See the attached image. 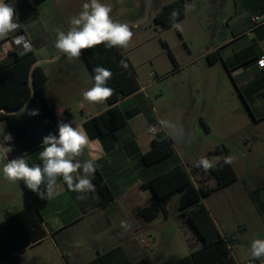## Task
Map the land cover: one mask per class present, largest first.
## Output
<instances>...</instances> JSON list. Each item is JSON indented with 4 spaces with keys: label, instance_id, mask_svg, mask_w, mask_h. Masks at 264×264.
I'll use <instances>...</instances> for the list:
<instances>
[{
    "label": "crops",
    "instance_id": "crops-1",
    "mask_svg": "<svg viewBox=\"0 0 264 264\" xmlns=\"http://www.w3.org/2000/svg\"><path fill=\"white\" fill-rule=\"evenodd\" d=\"M23 1L25 6L14 0L17 19L30 41L31 52L37 58L35 65L40 66L46 74V99L56 108L59 116H62L63 110H68L72 126L86 132L89 143L78 159L81 163L94 161L95 170L89 177L94 185L91 191H72L61 179L56 194L50 199H40L22 181L18 187L0 193V199L10 208L3 220L10 214L32 206L40 214L47 232L42 241L20 253V263L172 264L201 249L203 240L193 230L189 219L191 211L186 214L178 211L172 215L167 208V214L162 211L154 214L151 206L153 192L142 187L148 180L177 164L187 169L195 185H198L201 171H204L203 167L197 171L195 166L192 174L177 149L175 153L178 157L173 166L165 163L171 156L152 164L144 160V155L153 147V140L166 137L173 142L175 139L169 128L164 126L159 109L149 96V90L162 76H152L151 81L143 83L135 73L140 90L115 104L126 117V124L100 136L94 119L112 105L107 100L102 104H90L83 99V92L94 83L83 56L69 60L55 48L56 40L41 24L38 6L46 0ZM255 3L259 6L257 10H244L236 17L233 15L228 19L223 33L218 35L214 32L208 46H197L192 57L178 64L175 70L179 72L192 68L189 85L205 99L203 112L201 108L196 114L193 112V119L197 121L200 115L207 132L216 127L226 128L236 122L241 128H255L257 131L254 136L259 141L264 135V69L257 65V59L264 54V0H254ZM250 12L252 16L248 15ZM254 17H260L262 21L254 22ZM41 47L49 51L47 55L37 57L36 51H41ZM11 50L23 53L13 39L0 38V60ZM162 95V92L155 94L157 101ZM23 112L24 109L18 115ZM154 124L155 133L150 131ZM256 146L257 142L252 144L249 153L255 151ZM41 150L42 145L25 151L17 141L12 151L13 157L9 154L5 157L3 153L2 156L6 162L24 156L32 166L41 163ZM228 157H231V152L227 149L224 154L216 155L214 164ZM249 159V154L242 150V162L238 161L237 166L233 160L230 163L236 172V181L213 193L233 187L239 181L240 171L247 174L250 170H257V165ZM79 171L83 173L82 169ZM99 173L113 195L104 205L99 204V194L93 182ZM207 182L208 178L205 185ZM217 185L216 180L214 186H207L214 188ZM245 189L250 192L251 202L258 212L251 223L258 232L247 238L244 237L248 230L246 224H237L235 227L219 222L213 214V208L202 199L221 236L232 240L230 249L236 262L243 264L254 259L251 242L264 239V178L255 187ZM144 213L153 215L148 218L143 216ZM122 221L128 225L127 228L122 227ZM233 244L239 246L237 250L243 251L244 257L235 255ZM255 260L262 262L264 257Z\"/></svg>",
    "mask_w": 264,
    "mask_h": 264
},
{
    "label": "rangeland",
    "instance_id": "rangeland-1",
    "mask_svg": "<svg viewBox=\"0 0 264 264\" xmlns=\"http://www.w3.org/2000/svg\"><path fill=\"white\" fill-rule=\"evenodd\" d=\"M171 1L173 0H100L112 8L110 15L113 21L127 25L133 32L128 47L122 48V51L141 82L151 81L152 76H162L149 90V96L159 109L163 121L169 122L167 128L175 138L173 139L175 149L179 151L189 171L193 174L201 158H207L214 164L216 155H210L209 151L223 146L231 152V158L236 166L238 161L242 162L240 160L242 150L246 151L249 160L257 165V170L253 172L250 170L245 174L240 171L239 181L233 187L204 198L207 205L213 208V214L219 222L235 227L237 224H246L248 230L244 237L247 238L258 232L251 224L253 218L258 216V212L251 202L250 192L245 188L255 187V184L264 178V135L256 141L255 128H241L236 122H232L226 128L216 127L207 132L200 115L197 121L193 119V112L196 114L199 108L203 112L205 99L189 85L192 68L178 72L175 70V63L180 64L189 60L197 46H208L214 32L218 35L223 33L228 25V19L233 15L236 17L244 10L253 12L259 6L253 4L254 0H186L185 16L175 24L165 27L157 23L154 17ZM86 2L90 0H46L38 6L41 24L56 40V29L61 28L67 32L70 18L77 15ZM189 5H194V8H187ZM252 12L248 15L252 16ZM176 24L180 27H175ZM40 50L36 51L37 57L45 56L49 51L43 47ZM160 92L163 95L157 101L155 94ZM182 116L183 118H179ZM2 133L11 134L13 138L5 143V147L16 148L17 140L6 121H0V141L3 140ZM256 142V150L249 153V148ZM8 154L13 157L12 151ZM177 157L175 153L166 160V165L176 164ZM5 163L7 162L0 152V193L21 185V182L14 184L3 178L2 169ZM203 172L208 178L207 185L214 186L216 180L211 176L210 169ZM196 178L194 177L195 180ZM178 201L179 195L176 194L168 204L169 214H177ZM8 210L10 208L0 199V222ZM238 248L239 246L233 244L235 255L244 257L243 251L239 252Z\"/></svg>",
    "mask_w": 264,
    "mask_h": 264
},
{
    "label": "trees",
    "instance_id": "trees-1",
    "mask_svg": "<svg viewBox=\"0 0 264 264\" xmlns=\"http://www.w3.org/2000/svg\"><path fill=\"white\" fill-rule=\"evenodd\" d=\"M25 6L23 0H18ZM186 0H173L157 12L154 19L165 27L175 24L185 16ZM177 16L173 19L172 13ZM93 77L96 67L111 71L112 77L106 86L113 89V95L107 100L112 107L95 117V125L100 136H105L127 122L122 111L115 105L121 99L140 90L136 74L124 57L122 48H109L105 44L98 45L82 52ZM173 60L174 57L172 56ZM36 56L31 52H8L0 60V121L6 120L20 147L31 151L43 144V138L49 133L58 135V122H69L70 112L63 110L58 115L45 96L46 74L40 66L35 65ZM126 65V66H125ZM178 64L175 63V68ZM24 109L22 115L18 112ZM39 109V115H30V111ZM227 152L225 147H218L209 152L210 155H221ZM175 153L171 139L166 137L153 140L152 149L144 155V160L152 164ZM226 158L219 160L210 168V173L218 181L217 187L205 185L206 176L201 171L198 185L192 180L190 173L182 164H177L152 179L142 187L153 192L151 206L155 212L167 214V206L176 194L179 195L178 211L181 214L191 211L189 219L193 230L203 240L201 249L172 264H237L231 249L232 240L221 236L202 199L214 191L224 188L237 179L236 172ZM200 171L202 166L197 167ZM99 194V204L104 205L113 198L105 179L99 173L93 180ZM153 214H143L151 217ZM47 236L43 220L38 211L28 206L19 212L10 214L0 222V264H21L20 253L26 248L42 241Z\"/></svg>",
    "mask_w": 264,
    "mask_h": 264
},
{
    "label": "clouds",
    "instance_id": "clouds-1",
    "mask_svg": "<svg viewBox=\"0 0 264 264\" xmlns=\"http://www.w3.org/2000/svg\"><path fill=\"white\" fill-rule=\"evenodd\" d=\"M186 7L191 9L194 5ZM111 12L112 8L101 3L100 0L84 3L82 10L70 18L67 32L61 28L56 29L55 48L69 60L78 59L83 51L101 44L109 48H127L133 32L127 25L113 21ZM172 16L175 19L177 13L173 12ZM174 26L180 27L179 24ZM17 27L15 9L4 3V0H0V38L16 30ZM258 63L264 67V58ZM94 73L93 86L83 92V99L90 104H102L113 95V89L106 86L112 73L103 67H96ZM29 114L39 115V109H33ZM163 124L167 127L169 122L163 121ZM57 127L58 135L49 133L43 138L42 150L39 152L40 164L30 166L25 157L21 156L5 163L2 169L5 180L14 184L22 181L28 190L36 193L42 200L50 199L56 194L58 181L61 179L72 191L94 190L89 178L95 170L94 161L87 160L81 163L78 159L89 143L86 132L81 128L73 127L71 122L60 121ZM2 136L0 152L7 157L13 149L5 147V143L13 138L11 134L2 133ZM225 163H232V158H226ZM196 166L208 170L213 164L209 159L201 158ZM81 169L82 174L79 171ZM121 223L122 227H128L125 222ZM250 247L254 259L264 257V239H254Z\"/></svg>",
    "mask_w": 264,
    "mask_h": 264
},
{
    "label": "built area",
    "instance_id": "built-area-1",
    "mask_svg": "<svg viewBox=\"0 0 264 264\" xmlns=\"http://www.w3.org/2000/svg\"><path fill=\"white\" fill-rule=\"evenodd\" d=\"M4 3L9 4L11 7H13L15 9V19L16 22L18 23V27L16 30L8 33L6 36L2 37V39H13L15 41V43L21 48L22 52H28L31 51V45H30V41L28 40V37L26 36V34L24 33V31L22 30L21 24L19 23L18 19H17V9L14 5V0H4ZM254 22H260L262 21V18L260 17H254L253 18ZM264 58V54H262L258 59H257V65L264 69V67H262L258 62L261 61V59ZM150 131L155 133L156 132V128L154 126H152L150 128ZM237 264H243V263H237ZM244 264H264V261H258L255 259H250L247 262H245Z\"/></svg>",
    "mask_w": 264,
    "mask_h": 264
}]
</instances>
